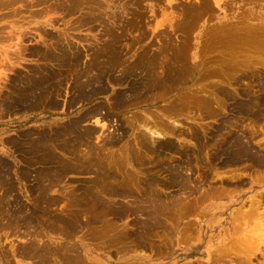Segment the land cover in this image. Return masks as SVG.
I'll list each match as a JSON object with an SVG mask.
<instances>
[{
	"label": "rangeland",
	"instance_id": "obj_1",
	"mask_svg": "<svg viewBox=\"0 0 264 264\" xmlns=\"http://www.w3.org/2000/svg\"><path fill=\"white\" fill-rule=\"evenodd\" d=\"M1 1L4 3L8 1V6L3 5ZM1 1L0 6L2 5L1 7L3 8L0 7V91H6L7 88L10 90L7 82L13 76L17 79L18 75L24 76L30 70L43 65L44 62L39 58V55L35 54L34 51L36 49L34 48L45 49V44L46 46L48 44L45 47L56 53L57 51L53 49L50 43L53 41L52 44H54V40H58L63 42V45L66 44L65 42L71 43L77 47L80 53V60L77 63L73 60L71 62L72 64L63 63L62 67L53 64L54 62L49 63L47 61L44 63L47 65L44 66L50 72H54L53 74L55 76L52 75V79L54 80H52V85H56L53 84L54 82L57 84L60 83L59 91L64 88L60 91V95L58 94L56 97L60 104L58 108L21 109L15 111L13 114H3L0 111V160L5 162V165L8 167L7 177L11 183L8 193L6 192L8 188L3 185L1 187L0 185V200L3 201L7 197L2 202L3 204L0 201V254H3L2 256L0 255V259H2L1 264H35L33 262L36 259L22 254L20 249L22 246L28 245L29 242L27 241L31 240L38 241L37 243L34 241L36 244H45L50 249L57 248L60 245L59 243L62 242L61 245L65 244V246L73 243L74 246L78 247V250L80 249L79 252L82 255L84 250L87 251L88 257H84L83 264H264V100H261V98H264V50H261L262 53L261 51L259 52L261 55L256 52L262 47L264 48L262 46L264 44H260L259 46L261 48L257 46V49L255 47L256 51H252L254 46L264 41L262 39L264 38V33L261 36L260 42L257 38L255 42L251 41L249 43L250 39L248 38L247 42L244 43H249L250 48L253 49L247 48L248 45L246 49L243 47V41L240 40L241 38H245V36L242 37L238 29L247 22L254 25L264 21V0H217L218 3H221L215 6V0H202L200 3H198V0H179V2L178 0H90V3L87 2L88 6L98 5V8L102 12L107 11V16L103 18L105 21L107 19V24L111 23L109 25L112 26L111 28L113 29L111 31L116 38L114 41L115 44L113 43L111 49V53L113 56L115 55L114 58L111 56L112 58L110 57L111 60H109L110 53L106 54V56L104 54L100 57H95V62H97L98 66L102 67L101 69L99 68L101 71L107 72L110 78H118L123 72L126 74L129 73L128 75L130 76L126 77L127 79L125 78L122 84L113 86V84L106 80L105 73H103L104 75H102L104 77L102 76L100 82L104 83L102 84L104 85L103 92L93 96L94 98L92 97L89 101L72 103L70 107H67L65 102L73 97L72 94L74 96L76 95L73 90L74 88L72 89L73 85L77 82L72 74L73 69L84 68L85 65L89 64L95 56L94 52L108 40L107 36L102 33L101 24L93 22L89 24L90 26L83 27L76 24L84 15L88 14L89 8L85 6L87 3L84 4L85 8H80L75 13L67 14V8L69 7L67 4L71 3L69 0H64L66 3L64 1L62 2V0H13L16 1L13 5H9V1L12 0ZM34 2H37L35 6L33 4ZM62 3H64L63 6ZM194 3L198 7L199 5L200 7L202 6V8L199 7L200 9L197 10L198 7ZM27 5L31 6L29 7ZM12 6L16 7V12ZM187 6H190L191 9L194 6L196 9H193V12L191 10H185L190 8ZM180 9L185 10L187 13L182 12ZM202 9H206L205 12ZM200 10L202 13L204 12V15L201 14ZM188 15L189 18L187 17ZM71 26L72 28L70 29L69 27ZM231 26L235 29H230L229 31L228 28ZM237 31L238 34L236 37ZM222 35L224 37L227 35L228 37L223 38ZM221 37L224 40L219 39ZM236 38H239V42L241 41L242 43L237 42L238 39L236 40ZM219 40L222 43L226 41L223 44L224 48ZM233 43H239L240 47L236 44L237 46L231 49V46L233 47L234 45ZM251 43H256V45L254 44L253 46ZM19 44L22 46L18 47ZM225 46L228 47L225 48ZM161 49L164 51L163 53ZM178 50L182 51L180 52ZM168 51L171 52L169 53ZM124 52L127 53L125 54ZM232 52H235V57ZM237 54L239 56L243 55V57H238ZM257 54L259 55L258 58ZM139 55H144L145 57L141 56L142 58H139ZM231 55L232 60L228 59ZM251 55H253L252 59ZM161 57L162 59H160ZM115 58L119 60L117 59L118 61H116ZM253 59L256 61L253 62ZM136 60H139L140 64L138 62L136 63ZM142 60L145 64L142 62L141 65ZM238 61L240 63L236 64ZM230 63L234 68L230 66ZM107 64H109L108 68H104ZM132 67L135 70L132 71V69H129ZM180 68L185 72L181 73ZM212 69L216 71H211ZM129 70L132 72H128ZM206 72L208 73L206 74ZM174 73L180 74L177 75ZM251 74L254 75L249 77ZM224 75L225 77L227 76L228 80L223 79ZM171 79L174 84L172 82L170 83ZM57 80L58 82H56ZM257 80L260 82L259 84L256 82ZM259 80L263 81L261 82ZM228 90L231 95L228 93ZM116 95L121 99L117 105L118 107H114L112 104ZM194 97L197 98L195 99ZM199 97L200 99H198ZM176 100L178 102L181 101L180 103L182 105L180 103L177 104L178 102ZM257 100L260 101L258 102ZM195 101L198 102L196 103ZM199 101L202 102L200 103ZM240 102L246 104L245 110H239L237 108L236 105ZM186 103L187 107L185 105ZM251 103L252 105H250ZM92 106L100 108L98 112L100 111L99 114L101 113V116H97L99 121L100 117L106 119L97 124L96 130L98 131L102 123H104L105 128L103 127L102 129L103 133L100 132L101 129L99 128V132L95 134L96 136L90 138L92 140L86 143V145L95 144L94 142L98 144L100 138H95L98 135L101 138L106 133L107 135L111 133L114 136L117 135V132H120L118 126L120 125L122 128L123 125L130 124L132 120L139 118L138 114L140 117L146 116L148 120L151 119L150 121L160 120L161 118L163 121L170 123L175 120V123L171 122L170 124L174 126L176 134L169 136V139H167L174 144V151L159 148V150L156 149L157 151L151 155L146 152L142 156V165H139L135 160H131L129 162L127 161L129 164L126 163L125 167L127 171L130 169L129 172L133 174L134 181H137L140 185L139 191L141 189L144 190V195H150L151 192L153 195L155 191L158 196L162 195L160 197L166 201H173V198L174 202L176 200V203L179 200H182V202H187L188 199L192 200L191 202L188 201L191 204L189 205L188 211L179 208L182 203L179 201L180 205L178 204V209L175 207V211L167 212L165 213L166 215L161 214L162 216H159L160 218L158 217L159 224H155L156 226L152 224L154 221L150 219L152 223H147L151 225H146L147 229L144 227L139 228L140 225L145 226V223L149 220L145 215H140L137 212L126 213L127 216L126 214L120 216H114V214L103 217L98 216L97 220L96 218H87L89 213L80 214L79 221L83 226L78 231H74L71 237L67 234L69 232H66L71 230H61L58 227V209L64 205L68 210L69 204H66L68 202L66 200L67 197L53 205L43 203L37 198L39 197L38 192H40L39 187L46 188L49 186L46 188L48 190H45V195L48 199L54 198V196L58 197L62 193L65 196V192H71L72 188H77L76 193H80L82 191L81 189L91 184L92 177L95 174L92 176V173L88 170V173L87 171H83V174L66 173L61 183L60 181L59 183L57 182L60 184V187L58 185L55 186L56 182L49 180V176V179H43L44 182L40 183L36 178V180L33 179L36 172L40 169L49 175L51 170L54 169L55 164L52 163L54 164L52 165L51 162H42L37 154H26L25 148L27 146L26 144L24 146L23 142L22 145H19L15 149L10 144L3 143V140H5L6 136L16 138V136L28 129L35 133L41 130L51 134L52 130L60 126L57 124H65L77 118L79 115L87 112ZM88 119L81 124L82 129L96 126L94 118ZM131 133L133 132L131 131ZM36 134L32 137H35ZM232 136L238 137L241 144H248L252 148V152L254 153L252 159H248L242 155L233 156L230 153L231 148L224 142ZM175 146L180 149L179 152ZM83 147L85 148V146ZM18 149H22L20 150L21 152ZM117 152L123 153L122 150H118ZM55 154L60 157L64 153L57 149L55 150ZM153 155L155 157H152ZM260 159L263 160L261 161ZM46 168L48 170L50 169V172ZM177 168L180 170L181 176H184L182 178L186 180L185 187L181 180L176 181L172 177L173 169L178 170ZM24 169L28 173L30 171L27 178H23L20 174V171ZM52 183L54 185L50 186ZM143 185L147 186L143 187ZM134 190L132 189V192L134 191L132 193L133 195L138 192L136 187H134ZM3 191L6 192L7 196L4 195L5 193ZM137 195L138 193L135 196ZM168 198H171V200ZM113 201L133 207H135L133 204L137 202L134 200V196H115ZM132 201L135 202L133 203ZM19 205H21V210L24 209L26 213L20 214L15 212L19 208ZM142 205L145 204L143 203ZM41 206L46 207V209L44 208L46 211L40 214L36 211ZM1 207L3 208L1 209ZM31 212L34 213L29 216L28 214H31ZM83 215L86 217L84 218ZM89 216L91 217L90 214ZM86 218L91 223H85V225ZM23 220H26L28 224H25ZM95 220L96 223H94ZM108 222L110 223L108 224ZM105 223L107 226H104ZM89 225L91 226L90 228ZM141 229H145L146 231L143 230L144 233H142L143 231ZM163 232L166 234H163ZM124 234L126 236L128 235V237H125L126 239L121 238L123 239L121 240L118 235L124 236ZM66 242L68 245H66ZM121 242H125L124 245ZM139 255L142 256L140 257ZM216 255L217 258H215ZM49 262L50 264H65V262L68 264L60 252L52 254Z\"/></svg>",
	"mask_w": 264,
	"mask_h": 264
},
{
	"label": "bare ground",
	"instance_id": "obj_2",
	"mask_svg": "<svg viewBox=\"0 0 264 264\" xmlns=\"http://www.w3.org/2000/svg\"><path fill=\"white\" fill-rule=\"evenodd\" d=\"M1 1V0H0ZM5 1V0H4ZM13 1V0H12ZM9 1V5L10 4H14V2L16 1ZM19 1V0H17ZM33 1V0H32ZM41 1V0H40ZM64 0H62L63 2ZM71 3L70 4H67L69 7L67 8V14H72L73 12L75 13L76 10H79L80 8H85L84 7V4L85 3H90L89 1L90 0H69ZM105 1V0H104ZM202 0H198V3H200ZM212 1V0H211ZM223 1V0H222ZM245 1V0H244ZM12 2V3H11ZM29 2V1H28ZM31 2V1H30ZM65 2V1H64ZM96 2V1H95ZM99 2V1H98ZM97 2V3H98ZM101 2V1H100ZM179 2V0H178ZM185 2V1H183ZM191 2V1H190ZM195 2V1H194ZM3 5H7L8 6V1L6 3L2 2ZM21 3V2H19ZM25 3V2H24ZM32 3V2H31ZM30 3V4H31ZM35 3L37 2H34V6H35ZM66 3V2H65ZM88 3L87 5L85 4V6H87L89 8V12H88V16L87 15H82V19L80 21H78V24L80 27L82 26H90L89 24L90 23H93V22H97L99 24H101V28H102V33L103 35H106L108 40L106 42H104L103 46L100 47L98 50H96L94 52L95 56L93 59H91L90 63L85 65L84 68H75L73 69V77H75L76 79V83L73 85L72 89L75 91L76 95L74 96L72 94L73 97H71L67 102H65L66 106L67 107H70L72 105V103H75L77 101H89L92 99L93 96L97 95L98 93H102V89L104 87V83H100L101 82V79H102V76L104 75L103 73H105V76H106V80L113 84L114 85H120L122 84L125 80L126 77L130 76L126 73H121L120 76L118 78L116 77H112L110 78V76H108L107 72L105 71H101L100 69L102 67L98 66L97 62H95V57H100L102 55L106 56V54H109V57L108 59H110V57L113 56V54L111 53V49H112V45L114 43V41L116 40L115 38V35H113L111 29L112 26H110L106 19L105 21V16H107V11H104L105 12H102L99 8H98V5L96 6H88ZM96 3V4H97ZM208 3V2H207ZM212 3V2H211ZM215 3V4H214ZM214 6L215 5H220V3L217 2V0H215L214 2ZM226 3V2H225ZM26 4V3H25ZM32 4V5H33ZM64 3H62V6H63ZM95 4V3H94ZM102 4V3H101ZM180 4V3H179ZM184 4V3H183ZM196 6L197 4L194 3ZM59 5V4H58ZM66 5V4H65ZM108 5V4H107ZM186 5V4H185ZM189 5V3H188ZM191 5V4H190ZM193 5V4H192ZM194 5V6H195ZM199 5V4H198ZM2 6V5H1ZM0 6V7H1ZM15 6V5H14ZM12 6V7H14ZM29 6V5H27ZM31 6V5H30ZM29 6V7H30ZM45 6V5H44ZM180 6V5H179ZM193 6V8L191 9L190 6H187L189 9H185V10H188L191 12H193L194 10L193 9H196L195 7ZM6 7V6H5ZM4 7V9H5ZM59 7V6H58ZM172 7V6H171ZM200 7V5H199ZM197 10H199L200 8H202V6ZM3 8V7H1ZM8 8V7H6ZM14 11L16 10V7H14ZM57 8V6H56ZM55 8V9H56ZM210 8V7H208ZM216 8V7H215ZM13 9V8H11ZM46 9V8H45ZM66 9V7H65ZM130 9V8H128ZM132 9V8H131ZM207 9V8H206ZM205 9V10H206ZM9 10V9H8ZM88 10V9H87ZM181 10V9H180ZM185 10H181L182 12H186ZM196 10V11H197ZM203 10V9H202ZM205 10H203L205 12ZM13 11V10H12ZM11 11V12H12ZM39 11V10H38ZM49 11V10H48ZM47 11V12H48ZM61 11V10H60ZM63 11V10H62ZM69 11V12H68ZM134 11V10H133ZM195 11V13H196ZM201 11V10H200ZM16 12V11H15ZM14 12V13H15ZM42 12V11H41ZM191 12H188V13H191ZM204 12L202 13L201 11V14L204 15ZM207 12V11H206ZM13 13V12H12ZM29 13V12H28ZM117 13V11H116ZM115 13V14H116ZM179 13V12H178ZM187 13V12H186ZM194 13V14H195ZM198 13H200L198 11ZM18 14V13H17ZM128 14V13H127ZM181 14V13H180ZM185 14V13H184ZM197 14V13H196ZM5 15V14H4ZM21 15V14H20ZM183 15V14H182ZM190 15V14H189ZM189 15L187 16L189 18ZM36 16V15H35ZM181 16V15H180ZM184 16V15H183ZM194 16V15H193ZM198 16V15H196ZM104 17V18H103ZM172 17V16H171ZM207 17V16H206ZM23 18V17H22ZM114 18V17H113ZM194 19V17H192ZM197 18V17H196ZM247 18H250V17H247ZM175 19V18H174ZM182 19V18H181ZM186 19V18H184ZM49 20V19H48ZM76 21V19H74ZM113 20V19H111ZM116 20V19H115ZM114 20V22H116ZM122 20V19H121ZM191 20V19H190ZM198 20V19H197ZM50 21V20H49ZM187 21V20H186ZM243 21V20H241ZM245 21V20H244ZM55 22V21H54ZM191 22V21H189ZM194 22V21H192ZM198 22V21H197ZM260 22V21H259ZM74 23V24H75ZM196 23V22H195ZM54 24V23H53ZM117 24V23H116ZM188 24V23H187ZM190 24V23H189ZM196 25V24H195ZM94 26V25H93ZM118 26V25H117ZM178 26V25H177ZM189 26V25H188ZM186 26V27H188ZM192 26V25H191ZM190 26V27H191ZM228 26V25H227ZM92 27V25H91ZM119 27V26H118ZM121 27V26H120ZM122 27L124 28V26L122 25ZM121 27V28H122ZM215 27V26H214ZM223 27V26H222ZM233 26H231L229 29H235V28H232ZM236 27V25H235ZM238 27V26H237ZM58 28V27H57ZM67 28V27H66ZM70 29L72 28L69 27ZM68 28V29H69ZM120 28V29H121ZM135 28V27H134ZM181 28V27H179ZM221 28V27H220ZM129 29V28H128ZM132 29V28H131ZM210 29V28H209ZM227 29V28H226ZM224 29V30H226ZM240 30V33L243 36H245V38H241L240 36V40L243 41V47L247 48L249 46V43L252 41V42H255L256 40L255 39H259V42L261 41V36L262 34L264 33V21L258 23V24H250V23H246L244 24L242 27L238 28ZM89 30V29H88ZM65 31V30H64ZM91 31V30H90ZM117 31V30H116ZM123 31V29H122ZM227 31V30H226ZM69 32V31H68ZM224 32V31H222ZM228 32V31H227ZM39 33V32H38ZM60 34V32H58ZM120 33V32H119ZM132 33V32H131ZM208 33V32H207ZM235 33V32H233ZM259 33V34H258ZM64 34V33H63ZM62 34V35H63ZM70 34V33H68ZM142 34V33H141ZM210 34V33H209ZM224 34V33H223ZM231 34V33H230ZM237 34H238V31L236 33V37H237ZM22 35V34H21ZM25 35V34H24ZM98 35V34H97ZM220 35V34H219ZM235 35V34H234ZM264 35V34H263ZM61 36V35H59ZM64 36V35H63ZM118 36V34H117ZM127 36V35H126ZM144 36V35H143ZM210 36V35H208ZM226 37H228L227 35H225ZM21 37V36H20ZM23 37V35H22ZM47 37V36H45ZM62 37V36H61ZM213 37V36H212ZM223 38H226L222 35ZM219 38V39H223V38ZM234 37V36H233ZM26 38V37H25ZM75 38V37H74ZM143 38V37H142ZM166 38V37H165ZM250 39L249 40V43L246 44L244 42H247V39ZM19 39V38H18ZM22 39V38H21ZM50 39V38H49ZM89 39V38H88ZM126 39V38H125ZM238 39L237 42H239V38H236V40ZM264 39V38H262ZM5 40V39H4ZM51 40H54V39H51ZM66 40V38H65ZM118 40V39H117ZM166 40V39H165ZM208 40H210L208 38ZM217 40V39H216ZM224 40V39H223ZM222 40V41H223ZM229 40V39H228ZM49 41V40H48ZM168 41V40H167ZM165 41V42H167ZM170 41V40H169ZM185 41V40H184ZM218 41V40H217ZM220 41V40H219ZM230 41V40H229ZM228 41V42H229ZM233 41V40H232ZM231 41V42H232ZM53 42V41H52ZM52 42L50 43L53 47V49L55 51H57L56 53L52 52L51 50L47 49L46 47V44L44 46L45 49H37V48H34L36 49L34 52L36 55H39V58L45 63L47 61L50 62H54L53 64H57L58 66H61L62 67V64L63 63H66V64H72L71 62L74 60L76 63L80 60V53H79V50L77 49V47L73 46L71 43H68V42H65L66 44L63 45L64 43L63 42H60L58 40H54V44L55 46H53L54 44H52ZM226 42V41H224ZM224 42L222 43L220 41V43L223 45ZM241 42V41H240ZM239 42V43H240ZM21 44V42H19ZM169 43V42H168ZM219 43V42H218ZM219 43V44H220ZM239 43H236L237 45H239L240 47V44ZM242 43V42H241ZM18 45V47L22 46V45ZM115 44V43H114ZM184 44V43H183ZM218 44V45H219ZM220 44V45H221ZM234 44V45H233ZM233 47L231 46V49L234 48V46H237L235 43H233ZM252 44V43H251ZM254 44L256 45V43H253L252 45L254 46ZM258 44V43H257ZM260 44H264V41L262 43H259L258 45L254 46V49L253 48H250V49H253L252 51H256L255 50V47L257 49V46L260 47L259 45ZM185 45V44H184ZM183 45V46H184ZM217 45V46H218ZM226 45V44H225ZM228 45V43H227ZM251 45V46H252ZM94 46V45H93ZM131 46V45H130ZM165 46V44H164ZM163 46V47H164ZM180 46V45H178ZM187 46V45H185ZM213 46V45H212ZM229 46V47H230ZM242 46V45H241ZM252 46V47H253ZM264 46V45H262ZM128 47V46H126ZM166 47V46H165ZM173 47V46H172ZM221 47V46H220ZM224 48V45L222 46ZM221 47V48H222ZM228 47V46H225V48ZM242 47V48H243ZM23 48V47H22ZM85 48V47H84ZM122 48V47H121ZM181 48V46H180ZM183 48V47H182ZM206 48V47H205ZM243 48V49H245ZM246 48V49H247ZM261 48V47H260ZM263 48V47H262ZM260 49V50H257L256 52L259 53L261 50L263 51V49ZM52 49V48H51ZM160 49V48H159ZM177 49V48H176ZM179 49V48H178ZM195 49V48H194ZM228 49V48H227ZM230 49V48H229ZM239 49V48H237ZM33 50V49H32ZM53 50V51H54ZM91 50V51H92ZM130 50V49H129ZM162 50V49H161ZM226 50V49H225ZM9 51V50H8ZM21 51V50H20ZM24 51V49H23ZM90 51V50H89ZM124 51V50H123ZM167 51V50H166ZM165 51V52H166ZM176 51V50H175ZM180 51V50H178ZM182 51V50H181ZM180 51V52H181ZM227 51V50H226ZM234 51V50H233ZM236 51V50H235ZM239 51V50H238ZM261 51V53H262ZM116 52V51H114ZM160 52V50H159ZM164 51L162 50V53ZM169 52V51H168ZM171 52V51H170ZM169 52V53H170ZM229 52V51H228ZM241 52H243L241 50ZM240 52V53H241ZM8 53V52H7ZM17 53V52H16ZM125 53V52H124ZM127 53V52H126ZM125 53V54H126ZM141 53V52H140ZM146 53V52H145ZM144 53V54H145ZM178 53V52H177ZM219 53V52H218ZM224 53V52H223ZM234 57H235V52H232ZM237 53V51H236ZM238 53V54H240ZM261 53H259L261 55ZM12 54V53H11ZM18 54V53H17ZM137 54V53H136ZM161 54V53H160ZM179 54V53H178ZM237 54L238 57H243L242 56H239ZM251 54V53H250ZM264 54V52H263ZM262 54V55H263ZM23 55V54H22ZM163 55V54H162ZM168 55V54H167ZM170 55V54H169ZM173 55V54H172ZM181 55V54H180ZM178 55V56H180ZM241 55V54H240ZM120 56V55H119ZM122 56V54H121ZM129 56V55H128ZM142 57H145L144 55H141ZM140 55H139V58H142ZM245 56V55H244ZM252 56L251 55V59H252ZM256 56V55H255ZM258 54H257V58H258ZM264 56V55H263ZM111 57V58H112ZM118 57V56H117ZM127 57V56H126ZM147 57V56H146ZM164 57V56H163ZM191 57V56H190ZM226 57V56H225ZM224 57V58H225ZM21 58V57H20ZM137 58V57H136ZM138 58V59H139ZM173 58V57H172ZM185 58V57H183ZM182 58V59H183ZM237 58V57H236ZM235 58V61L238 59ZM255 58V57H254ZM262 58V57H261ZM118 58H115L116 61ZM124 59V58H123ZM126 59V58H125ZM134 59V58H133ZM149 59V57H148ZM157 59V58H156ZM162 59V57L160 58ZM158 58V60H160ZM181 59V58H180ZM186 59V58H185ZM227 59V58H226ZM225 59V60H226ZM228 59L232 60V55L231 57H228ZM227 59V60H228ZM249 59V60H251ZM39 60V59H38ZM121 60V59H120ZM144 60V58H143ZM143 60L141 61V65H142V62ZM150 60V59H149ZM153 60V59H152ZM220 60V59H219ZM229 60V61H230ZM248 60V62H249ZM154 61V60H153ZM228 61V62H229ZM244 61V60H242ZM252 61V60H251ZM256 61V60H255ZM254 59H253V62H255ZM263 61V59H262ZM56 62V63H55ZM86 62V61H85ZM88 62V61H87ZM99 62V61H98ZM103 62V61H102ZM111 62V61H109ZM113 62V61H112ZM126 62V61H125ZM139 63V60H136V63ZM222 62V60H221ZM228 62H226L228 64ZM237 62V61H236ZM264 62V61H263ZM42 66H39L35 69H32L30 70V72L24 76H15L17 77L13 78L12 79H9L7 84H9V89L8 88L6 89V91H0V111L3 113V114H13L15 111H19L21 109H25V110H33V109H38V108H58V106H60L58 100L56 99V97L58 96V94L60 93V91H62L60 89L59 91V84L57 83H53V84H56V85H52V82L54 81L52 79V75H54L52 73V71L50 72L44 65ZM131 63V62H130ZM135 63V62H134ZM144 63V62H143ZM149 63V62H148ZM154 63V62H153ZM175 63V62H174ZM178 63V62H176ZM235 63V62H234ZM240 62L238 61V63L236 64H239ZM261 63V62H260ZM64 64V65H66ZM75 64V63H74ZM140 64V63H139ZM145 64V63H144ZM147 64V63H146ZM235 64V65H236ZM259 64V63H258ZM34 65V64H33ZM113 65V63H112ZM130 65V64H129ZM180 65V64H179ZM226 65V64H225ZM260 65V64H259ZM258 65V66H259ZM47 66V65H46ZM67 66V65H66ZM79 66V65H78ZM106 67L104 68H108L109 64L105 65ZM111 66V65H110ZM229 66V65H227ZM230 66L232 67L233 65L230 63ZM237 66V65H236ZM235 66V67H236ZM262 66V65H260ZM50 67V66H49ZM112 67V66H111ZM134 67V66H133ZM129 68V69H132L135 70L134 68ZM173 67V65H172ZM176 67V66H175ZM193 67V66H192ZM250 67V66H249ZM256 67V66H255ZM100 68V69H99ZM234 68V66H233ZM232 68V69H233ZM51 69V68H50ZM60 69V68H59ZM119 69V68H118ZM139 69V68H137ZM155 69V68H154ZM183 69V68H182ZM230 69V68H229ZM125 71H127V69L124 68ZM157 70V69H156ZM155 70V71H156ZM181 70V68H180ZM255 70V69H254ZM257 70V69H256ZM28 71V70H27ZM62 71V70H61ZM72 71V69H71ZM70 71V72H71ZM132 71H128V72H132ZM152 71V70H151ZM160 71V70H159ZM188 71V70H187ZM211 71H216V70H211ZM219 71V70H217ZM230 71V70H229ZM243 71V70H241ZM69 72V71H68ZM122 72V70H121ZM182 72H185V71H182L181 70V73ZM190 72V71H188ZM187 72V73H188ZM210 72V71H209ZM240 72V71H238ZM261 72V71H260ZM259 72V73H260ZM208 72H206L207 74ZM214 73V72H213ZM219 73V72H218ZM234 73V72H233ZM236 73V72H235ZM241 73V72H240ZM262 73V72H261ZM62 74V73H61ZM67 74V73H66ZM103 74V75H102ZM131 74V73H130ZM150 74V73H149ZM155 74V73H154ZM172 74V73H171ZM174 74H177V73H174ZM180 74V73H178ZM177 74V75H178ZM210 74H212V72H210ZM250 74V73H249ZM125 75V76H124ZM151 75V74H150ZM201 75V74H200ZM220 75V74H219ZM218 75V76H219ZM229 75V74H228ZM233 75V74H232ZM252 75L254 74H251L249 77H251ZM256 75V74H255ZM55 76V75H54ZM59 76V75H58ZM63 76H65L63 74ZM70 76V75H69ZM114 76V75H112ZM124 76V77H122ZM146 76V75H145ZM157 76V75H156ZM162 76V75H161ZM160 76V77H161ZM207 76V75H206ZM234 76V75H233ZM243 76L245 77V75L243 74ZM104 77V76H103ZM179 77V76H178ZM183 77V76H182ZM217 77V76H216ZM220 77V76H219ZM218 77V79H219ZM255 77V76H254ZM253 77V78H254ZM257 77V75H256ZM259 77V76H258ZM170 78V77H168ZM175 78V76H174ZM184 78V77H183ZM200 78V77H199ZM205 78V77H204ZM215 78V77H214ZM222 78V77H220ZM227 79V76L223 77V79ZM237 78V77H235ZM251 78V79H253ZM66 79V78H65ZM70 79V78H69ZM73 79V78H72ZM104 79V78H103ZM127 79V78H126ZM173 79V78H172ZM172 79L170 80V83L172 82ZM222 79V80H223ZM259 79V78H258ZM53 80V81H52ZM105 80V79H104ZM163 80V79H161ZM160 80V81H161ZM166 80V79H165ZM176 80V79H175ZM230 80V79H229ZM232 80V79H231ZM61 81V80H60ZM158 81V80H157ZM195 81V80H194ZM249 81V80H248ZM252 81V80H251ZM261 81V80H259ZM263 81V80H262ZM261 81V82H262ZM58 82V80L56 81ZM74 82V81H73ZM163 82V81H161ZM214 82V81H213ZM232 82V81H231ZM238 82V81H237ZM258 84L260 82H258V80L256 81ZM10 83H11V86H10ZM68 83V82H67ZM100 83V84H99ZM173 83V82H172ZM179 83V82H178ZM176 83V84H178ZM227 84V82H225ZM245 83V82H244ZM247 83H250V82H247ZM174 84V83H173ZM223 84V83H222ZM234 84V83H233ZM237 84V83H235ZM240 84V83H239ZM5 85V84H4ZM106 85V84H105ZM162 85V84H161ZM251 85V84H250ZM62 86V85H61ZM160 86V85H159ZM163 86V85H162ZM167 86V85H166ZM176 86V85H175ZM179 86V85H178ZM219 86V85H218ZM232 86V85H231ZM5 87V86H4ZM67 87V86H66ZM70 87V86H69ZM107 87V86H106ZM123 87V86H121ZM168 87V86H167ZM220 87V86H219ZM223 87V86H222ZM6 88V87H5ZM108 88V87H107ZM161 88V87H160ZM163 88V87H162ZM176 88V87H175ZM224 88V87H223ZM226 88V87H225ZM249 88V87H248ZM132 89V87H131ZM182 89V87H181ZM71 90V89H70ZM104 90V89H103ZM163 90V89H162ZM176 90V89H175ZM222 90V88H221ZM139 91V90H138ZM141 91V90H140ZM164 91V90H163ZM229 91V90H228ZM227 91V92H228ZM123 92V91H122ZM153 92V91H152ZM166 92V91H165ZM187 92V91H186ZM194 92V91H193ZM219 92H220V89H219ZM225 94H226V91H224ZM164 93V92H163ZM188 93V92H187ZM191 93V92H190ZM223 93V91H222ZM230 94V91L228 92ZM248 93V92H247ZM126 94V93H124ZM135 94V93H133ZM146 94V93H145ZM144 94V95H145ZM60 95V94H59ZM62 95V94H61ZM148 95V94H147ZM150 95V94H149ZM228 95V94H226ZM231 95V94H230ZM249 95V94H248ZM159 96V95H158ZM229 96V95H228ZM251 96V95H250ZM124 97V96H123ZM126 97V96H125ZM133 97V96H132ZM145 97V96H144ZM156 97V96H155ZM154 97V98H155ZM224 97V96H223ZM226 97V96H225ZM264 97V96H263ZM94 98V97H93ZM136 98V97H135ZM164 98V97H163ZM195 98V97H194ZM197 98V97H196ZM195 98V99H196ZM222 98V97H221ZM227 98V97H226ZM126 99V98H125ZM139 99V98H138ZM157 99V97H156ZM176 99V97H175ZM187 99H188V96H187ZM192 99V98H191ZM200 99V97L198 98ZM229 99V98H228ZM113 100V99H112ZM121 99L116 95L114 97V102L112 103L114 105V107H116L119 103ZM143 100V99H142ZM170 100V99H169ZM186 100V99H185ZM194 100V99H193ZM192 100V101H193ZM261 100H264V98H261ZM136 101V100H135ZM144 101V100H143ZM142 101V102H143ZM173 101V100H172ZM171 101V102H172ZM178 102V100H176ZM191 101V100H190ZM240 101V100H239ZM250 101V100H249ZM258 102L260 100H257ZM134 102V101H133ZM146 102V101H145ZM175 102V101H174ZM181 101H179L177 104H179ZM183 102V101H182ZM187 102V101H186ZM196 103L198 101H195ZM200 102V101H199ZM202 102V101H201ZM200 102V103H201ZM205 102V101H204ZM263 102V101H262ZM138 103V102H137ZM173 103V102H172ZM189 103V102H188ZM110 104V103H109ZM132 104V103H131ZM175 104V103H174ZM181 104V103H180ZM194 104V103H193ZM249 104V102H248ZM255 104V102H254ZM112 105V106H113ZM182 105V104H181ZM186 107H187V103L185 104ZM183 105V106H185ZM192 105V104H191ZM199 105V104H197ZM201 105V104H200ZM210 105V104H209ZM252 105V103L250 104ZM65 106V107H66ZM111 106V105H109ZM121 106V105H120ZM119 106V107H120ZM176 106V105H175ZM194 106V105H193ZM196 106V104H195ZM204 106V105H203ZM207 107V105H205ZM237 108H239V110L241 109H244L245 110V107H246V104H244V102H240V103H237ZM254 106V105H253ZM63 107V105H62ZM96 107V106H95ZM94 106L90 107L87 112H85L84 114L82 115H79L77 118L73 119V120H70L69 122L65 123V124H57V125H60V126H57L56 129L52 130L51 131V134L48 133V132H44V131H41L40 132H33L31 130H26L25 132H23L22 134H19L18 136H16V138H10L9 136H6L5 140H3L4 142L3 143H6L7 145H11L12 147H14L15 149H17V147L19 145H22V142L24 143V146L26 144V148H25V152L26 154L27 153H30V154H37L38 157H40V160L42 162H51L55 164L54 166V169L51 170V173H48L45 172L44 170H38V172H36L35 176L33 179H37L40 183H43L44 180L43 179H50L51 181L53 182H56L55 183V186H59L62 179L64 178V176L66 175V173H72V174H80L82 173L83 174V171H90L92 173V176L93 174L94 177H92V180H91V184H89V186H87L86 188L84 187V189H81L82 191L80 193H76V190H78L77 188H72V191L71 192H68L65 194V196H63V193L57 197V196H54V198H50L48 199V197L46 198V195H45V190L47 191L48 189H46L45 187H39V197H37L39 199V201L41 200L43 203H46V204H55L56 202H59L61 200H64L65 197L66 200L68 201L66 204H69L68 205V210L66 209V206H62L59 210V213H58V217H57V220H58V227H60L61 230H71V231H66V232H69L67 233L68 236L70 235L71 237V234L74 232V231H78L80 229V227L83 226V224H81V222L79 221V218H80V214H90L91 217L89 216L88 214V217L87 218H93L97 220L98 216L99 217H103V216H108L109 214L110 215H113L114 216H120V215H124L126 213H133V212H137L139 213L140 215H145L146 218L149 220L148 222L145 223V226H139V228L141 227H144L145 229H147V226L146 225H149L151 226L150 224H147V223H152L150 222V219L151 221H154V223H152L154 226H156L155 224L158 223V217L159 216H162L161 214H164L166 215L165 213L167 212H170V211H175V209L180 205V202H182V200H179L177 201L176 203V200L174 202V198H173V201H166L164 198L160 197L157 195V193L154 191L153 192V195H152V192L150 193V195H144L143 192L144 190L141 189V191H139L140 189V185L137 183V181H134V177H133V174L129 172V170L127 171L125 165L126 163H128L129 161H133L135 160L136 162L139 163V165H142V162H143V159H142V156L147 152V153H150V155L154 152H156L157 150H159V148L161 149H164L165 150H173L174 151V144L172 143V141H169L167 139H169L168 137L169 136H172V135H175L176 134V130L174 128L173 125H171L170 123H175V120L174 121H171L170 123L165 122L163 121L161 118L160 120H154V121H150L148 120V118H146V116H141L138 114L139 118L137 119H134L131 121V123L127 124L126 126H121L119 125L117 128L120 132H117V135H113L112 133L109 135H107V133L105 134V136H103L101 138L100 135H98L97 137H95L96 139H99V143L96 144V142H93L95 144H91V145H86V143H88L90 140V138H94V136H96V132H99V128L101 129L100 132L103 133V127H104V123H102L99 128H98V131L96 130V127H97V124L101 123L102 121H105L106 119L104 117H100V121H99V118L97 117L99 114L98 112V109H100L99 107L98 108H95ZM118 107V106H117ZM142 107V106H141ZM181 107V106H179ZM185 107V108H186ZM189 107V106H188ZM222 107V106H221ZM232 107V106H231ZM178 108V107H177ZM205 108V107H204ZM234 108V107H233ZM115 110V109H114ZM164 110H166V108H164ZM179 110V109H178ZM184 110V109H183ZM37 111V110H36ZM102 111V110H101ZM148 111V110H147ZM0 112V113H1ZM137 112V111H136ZM142 113V112H141ZM219 113V112H218ZM132 114V113H131ZM130 114V115H131ZM135 114V113H133ZM176 114V113H175ZM129 115V114H128ZM143 115H146V114H143ZM167 115V114H165ZM101 116V115H100ZM103 116V115H102ZM174 116V115H173ZM107 117V116H105ZM156 117V116H155ZM90 119V118H94V123L96 124V126H93V127H89L87 129H82V126L81 124L83 123V121H85L86 119ZM88 119V120H89ZM105 119V120H104ZM155 119V118H154ZM126 120V119H125ZM124 120V121H125ZM128 121V120H127ZM126 121V122H127ZM122 122V121H121ZM130 122V121H129ZM176 125V124H174ZM34 128V127H33ZM105 128V127H104ZM127 128V129H126ZM231 128V127H230ZM233 128V127H232ZM116 129V128H114ZM113 129V130H114ZM50 130V129H49ZM108 130V129H107ZM179 130V129H177ZM253 130V129H252ZM131 131L133 133H131ZM221 131V130H220ZM180 132V130H179ZM185 132V131H184ZM100 133V134H101ZM187 133V132H186ZM191 133V132H190ZM229 133V132H228ZM34 134H36L35 137H32ZM183 134V133H182ZM203 134V133H202ZM103 135V134H102ZM132 136V138H130V136ZM190 136V135H189ZM197 136V135H196ZM131 140H130V139ZM216 139V138H215ZM220 140V139H219ZM131 141V142H130ZM242 141V140H241ZM207 142V141H206ZM226 145H229V148L230 149V153L233 155V156H238V155H242V156H245L246 158L248 159H252L254 157V153L252 152V148L250 146H248V144H241L239 142V138L236 137V136H232L230 137L229 139H227L225 142H224ZM248 143V142H247ZM201 144V143H200ZM207 144V143H206ZM217 144V143H216ZM181 145V144H180ZM82 146H85V148ZM198 146V145H197ZM23 147V146H21ZM116 147H118L117 149H115ZM176 147V146H175ZM183 147V146H182ZM215 147V146H214ZM177 148V147H176ZM60 150L62 153V156L58 157L56 156L55 154V150ZM157 149V150H156ZM178 149V148H177ZM220 149V148H219ZM19 152H21L20 150L22 149H18ZM24 150V149H23ZM120 151L122 150L123 153L121 152H117V151ZM180 149H178V152H179ZM223 150V149H221ZM13 151V150H12ZM116 151V152H115ZM222 152V151H221ZM117 153V154H116ZM191 154V153H190ZM66 155V156H65ZM124 155V156H123ZM155 155V154H154ZM152 156V157H155V156ZM178 155V154H177ZM65 156V157H64ZM157 156V154H156ZM164 157V155H163ZM172 157V156H171ZM244 157V158H245ZM145 158V157H144ZM158 158H161V157H158ZM157 158V159H158ZM156 159V158H155ZM258 159V158H257ZM161 160V159H160ZM159 160V161H160ZM164 160V158H163ZM162 160V161H163ZM232 160H235V159H232ZM237 160V159H236ZM261 160V159H260ZM263 160V159H262ZM261 160V161H262ZM128 161V162H127ZM229 162V161H228ZM231 162V161H230ZM233 162V161H232ZM238 162V161H237ZM137 163V164H138ZM141 163V164H140ZM258 163V162H257ZM52 164V165H54ZM129 164V163H128ZM131 164V163H130ZM158 164V163H157ZM161 164V163H160ZM191 164V163H190ZM259 164V163H258ZM133 165V164H131ZM150 166V165H149ZM170 166V165H169ZM255 166V165H254ZM52 167V166H51ZM7 169L8 167L5 165V162H2L0 160V185L2 187L3 186H6L8 189H6L5 191L8 193L9 191V188L11 187V183L8 179V174H7ZM47 169V168H46ZM150 169V168H149ZM170 169V168H169ZM178 169V168H177ZM48 170V169H47ZM50 170V169H49ZM48 170V172H50ZM171 170V169H170ZM169 170V171H170ZM87 171V173H88ZM136 171V170H135ZM21 173V176L23 178H27L29 173L28 171H26L25 169L24 170H21L20 171ZM150 172V171H149ZM86 173V172H85ZM172 177L173 179H175L176 181H179L181 180V182L184 184L183 186L185 187V184H186V180L182 177L184 176H181V173H180V170H175L173 169V173H172ZM49 176V177H48ZM139 177V176H138ZM88 178V177H87ZM86 178V179H87ZM35 179V180H36ZM79 179V177H78ZM78 179H75V180H78ZM81 179V178H80ZM85 179V181H86ZM91 179V178H90ZM172 179V180H173ZM4 180V181H3ZM45 180V181H46ZM84 180V179H83ZM133 180V181H132ZM158 180V179H157ZM81 181V180H80ZM142 181V180H141ZM153 181V180H152ZM159 181V180H158ZM174 181V180H173ZM58 182V183H57ZM87 182V181H86ZM143 182V181H142ZM154 182V181H153ZM177 183V182H176ZM146 184V183H145ZM150 184V183H149ZM54 184H50V186H53ZM64 185V184H63ZM86 185V184H85ZM88 185V183H87ZM134 185V186H133ZM148 185V183H147ZM146 185V186H147ZM43 186H46V185H43ZM145 185H143L144 187ZM145 186V187H146ZM150 186V185H149ZM180 186V185H179ZM60 187V186H59ZM66 187V186H65ZM134 187H136L138 190V195L135 196L137 193H134L135 195H133L132 193L135 191L134 190ZM142 187V188H143ZM157 187V185H156ZM149 188V187H148ZM190 188V187H188ZM132 189L134 190L132 192ZM144 189V188H143ZM157 189V188H156ZM155 189V190H156ZM196 189V188H194ZM147 190V189H145ZM151 190V189H150ZM149 190V191H150ZM153 190V188H152ZM190 190V189H189ZM197 190V189H196ZM62 191V190H61ZM70 191V190H69ZM4 192V191H3ZM2 192V193H3ZM6 192H4L6 195ZM148 192V191H147ZM146 192V193H147ZM131 193V194H130ZM148 194V193H147ZM159 194V193H158ZM202 194V193H201ZM2 195V196H4ZM7 196V195H6ZM4 196V197H6ZM12 196V195H11ZM127 197V196H134V200L137 201L136 204L134 203L133 206H130V205H126L124 203H117V202H114L113 199L114 197ZM165 196V195H164ZM169 197V196H168ZM13 198V197H12ZM2 199H4L2 197ZM7 199V197L5 198ZM4 199V200H5ZM171 200V198H168ZM3 200V201H4ZM14 200V198H13ZM12 200V201H13ZM133 200V198H132ZM1 201V200H0ZM1 201V204H3ZM8 201V200H6ZM17 201V200H16ZM15 201V202H16ZM117 201V200H116ZM127 201V200H126ZM184 201V200H183ZM191 202L192 200H187V202H182L181 205H180V209L184 210V211H188L189 210V205H191L189 202ZM6 203V202H4ZM12 203V202H11ZM145 204V205H142V204ZM196 203V202H195ZM65 204V203H64ZM179 204V205H178ZM17 205V204H16ZM4 207V206H3ZM1 207V209L3 208ZM6 207V206H5ZM16 207V206H15ZM75 207V208H73ZM176 207V208H175ZM18 208V206H17ZM35 208V207H34ZM38 208V207H37ZM36 208V209H37ZM44 208L46 209V207L44 206H41L38 208V213L41 214V212H45L46 210H44ZM19 209V210H18ZM17 209V211L15 210V212L17 213H20V214H24L26 212H24V209L21 210V205H19V208ZM3 212V210H1ZM8 212V211H7ZM35 212V211H34ZM33 212V213H34ZM58 212V211H57ZM31 212V214H28L29 216H31L33 214ZM36 215V214H35ZM136 215V214H134ZM186 215V214H184ZM183 215V216H184ZM84 216V215H83ZM82 216V217H83ZM127 216V214H126ZM235 216V215H234ZM24 217V216H23ZM28 217V216H27ZM36 217V216H35ZM86 216H84L85 218ZM181 217V215H180ZM7 218V217H6ZM30 218V217H28ZM86 218V222H84V224L86 223H91L89 222V220H87ZM160 218V217H159ZM164 218H166L164 216ZM24 219V218H23ZM108 219V218H107ZM5 220V219H4ZM27 220V219H26ZM26 220H23L25 221V224L27 223ZM96 220L94 223H96ZM102 220V218H101ZM163 220V219H162ZM14 221V220H13ZM30 221V220H29ZM100 221V220H98ZM104 221V220H103ZM110 221V220H108ZM147 221V220H146ZM12 222V221H11ZM176 222V221H174ZM110 222H108L109 224ZM115 223V222H114ZM19 224V223H18ZM28 224V223H27ZM54 224V223H52ZM85 224V225H86ZM116 224V223H115ZM140 224V223H139ZM159 224V223H158ZM91 225V224H90ZM89 225V228L91 227ZM100 225V224H99ZM107 226V224L105 223L104 226ZM173 225V224H172ZM98 226V225H96ZM95 226V227H96ZM115 226V225H114ZM117 226V224H116ZM162 226V225H161ZM168 226V225H167ZM165 226V227H167ZM109 227V226H108ZM153 227V226H152ZM151 227V228H152ZM169 227V226H168ZM88 228V226H87ZM104 228V227H102ZM107 228V227H106ZM115 228V227H114ZM159 228V227H157ZM162 228V227H160ZM143 229V230H145ZM156 229V228H155ZM58 230V229H57ZM122 230V229H121ZM142 230V229H141ZM142 230V231H143ZM157 230V229H156ZM173 230V229H172ZM171 230V231H172ZM99 231V230H98ZM146 231V230H145ZM150 231V230H149ZM166 231V230H165ZM170 231V230H169ZM123 232V231H122ZM118 233V232H117ZM125 233V232H123ZM141 233V232H140ZM144 233V231L142 232ZM141 233V235H142ZM151 233V232H150ZM153 233V232H152ZM166 233H168L166 231ZM163 232V234H166ZM170 233V232H169ZM156 234V233H155ZM147 235V234H146ZM157 235V234H156ZM131 236V235H130ZM134 236V235H132ZM160 236V235H159ZM162 236V234H161ZM160 236V237H161ZM39 237V236H38ZM118 237L121 239V238H125V237H128V235L126 236V234H124V236L122 235H118ZM164 237V236H162ZM36 238V236H35ZM33 238V239H35ZM111 238V237H110ZM134 238V237H133ZM138 238V237H137ZM40 239V238H39ZM112 239V238H111ZM114 239V238H113ZM126 239V238H125ZM123 240V239H121ZM128 240V239H127ZM164 240V239H162ZM35 240H31V241H27L29 242L28 245H24L22 246L20 249H21V253L22 254H26V255H29V258L30 256L33 257L34 259H36L35 264H50V259H51V255L52 254H56V252H60L63 256H64V259L65 261H67L68 264L70 263H77V264H83L84 262V257H88V254H87V251L84 250L82 253L83 255L81 254L80 249L78 250V247L77 246H74L73 243L68 245V243L66 242V245L68 246H65V244L61 245L62 243H59L60 245L57 246V248H51L49 246H46L45 244H36L34 242ZM110 241V239H109ZM113 241V240H112ZM116 241V240H114ZM143 242V241H142ZM123 243V242H121ZM125 243V242H124ZM123 243V245H124ZM166 243V242H165ZM114 244V243H113ZM141 245V244H140ZM145 246V244H144ZM165 247V246H164ZM119 248V247H118ZM149 248V247H148ZM19 249V250H20ZM54 249V250H53ZM120 249V248H119ZM118 249V250H119ZM126 250H128L127 248H125ZM18 251V250H17ZM153 251V250H152ZM19 252V251H18ZM3 253V252H2ZM20 253V254H21ZM139 254V253H138ZM1 256L3 254H0ZM134 255V253H133ZM59 256V255H57ZM140 257L142 255H139ZM28 257V256H27ZM219 257V256H218ZM217 258V255L216 257ZM148 259V258H147ZM60 260V259H59ZM222 260V259H221ZM1 261L2 259H0V264H1ZM57 262V261H56ZM150 262V260H149ZM217 262V261H216ZM8 263V261H7ZM130 263V262H129ZM66 264V262H65ZM88 264H92V263H88ZM95 264V263H94ZM138 264H141V263H138Z\"/></svg>",
	"mask_w": 264,
	"mask_h": 264
}]
</instances>
